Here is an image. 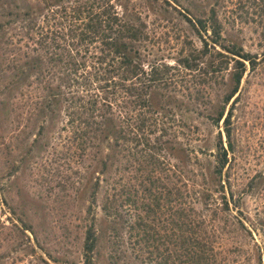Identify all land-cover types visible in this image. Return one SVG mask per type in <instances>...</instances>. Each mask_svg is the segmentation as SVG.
<instances>
[{"label":"trees","instance_id":"trees-1","mask_svg":"<svg viewBox=\"0 0 264 264\" xmlns=\"http://www.w3.org/2000/svg\"><path fill=\"white\" fill-rule=\"evenodd\" d=\"M197 2L207 4L198 16L181 0H0V247L10 248L0 264H230L218 219L240 205L229 183L233 106L259 61L227 37L225 0ZM173 12L189 34L177 32L169 52L147 19ZM211 127L213 152L201 143ZM50 148L77 165L71 199L86 205L76 259L49 247L33 207L2 183Z\"/></svg>","mask_w":264,"mask_h":264},{"label":"rangeland","instance_id":"rangeland-1","mask_svg":"<svg viewBox=\"0 0 264 264\" xmlns=\"http://www.w3.org/2000/svg\"><path fill=\"white\" fill-rule=\"evenodd\" d=\"M188 1L193 4L190 5ZM197 1L200 0H181V3L198 16L201 8L206 9L207 4ZM192 5L198 6L194 8ZM224 7L227 37L237 40L245 51L256 54L259 63L254 71L244 75L238 100L233 106L234 151L229 155V183L234 199H239V209L231 207L230 212L220 214L218 226L223 231L221 243L230 250L226 255L230 264H258V252L264 259V0H225ZM172 17V22L157 21L154 16L147 19L149 29L155 37L160 38L161 47L169 52L174 50L177 32L185 29L189 34L185 25L177 20L176 13L173 12ZM193 40L198 47V40L195 37ZM219 130L216 127L203 129V139L208 144L206 141L201 143L209 148V152H213V142ZM5 142L13 145L15 141L11 135H7ZM3 150L0 144L2 161L8 157ZM13 158L19 160L20 154H14ZM76 169L77 165L67 154L50 148L42 155L29 156L14 177L6 178V170L2 175L6 197L15 201L21 199L26 208L33 207L34 210L29 213H36L37 223H42L44 228L41 234L49 247L57 253L58 249L63 248L69 259L79 257L80 248L73 237L81 234L85 223V201L77 200L75 203L71 199ZM127 178L129 176L125 174L123 182ZM0 209L2 213L8 212L4 205ZM0 220L6 223L2 214ZM63 227L70 229L69 240L64 239ZM236 247L240 248L236 250ZM9 250L6 246L0 247V254H6ZM57 253H54L55 257H60ZM7 262L43 264L36 256H29L23 261H12L9 257Z\"/></svg>","mask_w":264,"mask_h":264}]
</instances>
